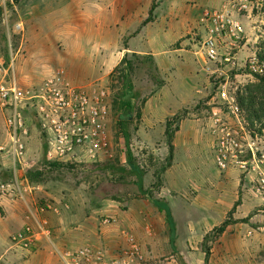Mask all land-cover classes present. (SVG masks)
<instances>
[{"label": "crops", "instance_id": "0c3cea01", "mask_svg": "<svg viewBox=\"0 0 264 264\" xmlns=\"http://www.w3.org/2000/svg\"><path fill=\"white\" fill-rule=\"evenodd\" d=\"M224 1L164 0L159 4L156 16H152L158 5L152 0H0V7H4V11L0 12L4 17L0 16V19L6 21L9 32L5 47L17 50L11 63L17 67L13 77L18 83L44 79L56 65L65 71L67 78L69 69L74 68L76 73L72 82L78 85L99 82V79H91L97 77L101 64L105 68L110 66L114 32L117 35L120 33V36L127 35L124 46H121L122 52L134 51L152 56L162 78V85L145 106L146 109L149 105L153 108V120L144 119L146 128L163 142L167 139L166 129L174 128L170 140L176 149L179 145L187 147L199 141L203 134L201 130H206L209 123L205 116L215 108L207 110L191 106L200 97L209 95L212 78L221 71L214 67L218 64L208 62L204 53L199 51V40L205 31V23L200 21L203 11L218 7ZM234 17L242 24L244 34L232 51L236 59L243 60L253 54L249 36L256 28L254 10L248 7L244 12L234 13ZM240 17H245L248 23L241 22ZM10 24L14 26L12 30ZM114 26H123V30L114 31ZM12 31L13 40L10 38ZM55 49H61L56 61L55 53L50 52ZM101 49L103 53L97 58V51ZM44 50H49V54L43 53ZM240 52L247 55L240 58ZM225 67H231V64H225ZM35 84L38 83L32 85ZM180 98H185V101L180 102ZM182 109L186 112L181 116L178 127H173L166 116ZM3 130L0 119V131ZM240 176L236 171H226L215 191L201 192V202L206 208L200 209L198 223L203 231H198L197 227L192 233L197 237L190 235L189 239L202 242L203 236L230 214L238 220L229 223L215 237L210 248V264H264V210L255 215L251 213L253 203H260L263 198L251 197V187L242 185ZM47 195H52V192L43 189L40 184L28 193L0 191V264H61L58 249H76L85 243L107 247V257L111 260L128 247L121 229L130 228L135 235L141 236L142 230L146 229L142 223L150 215L147 203L126 209L117 204L110 207L111 213L116 216L115 221L110 226H104L96 218V213L97 210L107 212L105 204L95 205L93 209L96 210L88 212L87 208L93 206H87L85 201L78 202L73 197L72 201H60L67 202L69 210L55 214L45 208L49 204L47 202H52ZM164 195H169V192ZM44 218L52 228L53 244L44 236L30 248L11 241L12 234L26 224L37 229ZM193 224L190 223V232L194 230Z\"/></svg>", "mask_w": 264, "mask_h": 264}, {"label": "rangeland", "instance_id": "374dc122", "mask_svg": "<svg viewBox=\"0 0 264 264\" xmlns=\"http://www.w3.org/2000/svg\"><path fill=\"white\" fill-rule=\"evenodd\" d=\"M163 1L152 0L154 4L155 2L158 4L154 8L152 16H156L158 6ZM251 6L254 10L253 20L256 28L249 37H251L250 42L253 53L258 55L262 53L264 48V0H251ZM2 11H4L3 6L0 7V12ZM0 16L2 17L3 13ZM240 21L248 23L245 17H240ZM13 27L10 24L11 30ZM113 28L114 31L123 30V26L118 28L114 26ZM15 34L17 33L15 32ZM11 35H13V31L10 34V38H12ZM8 36L7 23L0 19V63L5 67H9L12 64V57L14 52L17 51L5 47ZM126 36H120V33L117 35L114 32L113 48L110 50V66L105 68L101 64L99 74L95 79H91V81L99 79V82L96 83L105 85L110 93V116L107 127L113 142L114 158L110 161L101 162H76L73 163L75 164L74 167H67L66 169H44V172L48 173L45 175V180L37 182H39L40 186H43V189L45 188L52 192V195H47L51 197L49 200L52 202L61 203L60 201H68L67 199L72 201L74 200L73 197H76L78 202L85 201L87 206L89 204L93 206L87 208L88 212L96 210L93 209L96 208L95 205L105 204L104 210L107 212L101 213L100 210H97L96 213V218L100 223H102L101 221L104 217H116L110 211L111 206L118 204V206L121 205L122 208L125 207L126 209L128 206L138 207L137 205L139 204L147 203L150 215L142 223V227H146L145 231L142 230V235H135L130 228L121 229L124 239H126L124 232L131 234L135 238L139 244V253L126 262L121 261L115 264H180L178 256H181L187 264H203L202 242L199 239H189L190 235L197 237L192 234L197 227L198 231H203L202 226L198 223L201 219L200 209L206 208L201 202L202 190L215 191L216 186L223 181L222 175L226 171H236L241 174L242 185L251 187V197L258 196L257 198H263L260 203L256 201L253 203L252 215L259 214L264 210V182L261 180V177L264 176V128L260 124L251 127L249 113L241 107L237 98L238 93H244V86L255 82L256 77L240 67L232 69V67H225V65L214 66L222 69L221 75L218 77V73H215L217 77H211L209 95L200 97L191 107L207 110L216 107L217 109L215 110L218 115H214L213 111L215 110L210 111L208 115H206L207 112H200L201 114L205 113L206 118H204L207 119L208 117L209 123L205 128L206 130H201V134H203L200 135L199 141L187 147L179 145L176 149H174L172 144L171 162L170 165H165L168 152V133L172 132V135H174L175 129H168L167 139L163 142L158 137H155L153 131L147 129L144 123L146 118L148 121L153 120L152 105H149L150 107L147 109L145 106L148 105L147 102L152 100V95L160 87L158 84L162 78L154 68V60L153 64H150L145 59L148 55L134 51L129 53L122 52L121 46H124ZM118 41L119 45L117 46ZM60 50L50 51L55 53L54 61L60 57ZM43 53L48 55L49 50H44ZM101 53H103L102 49L97 51V58L101 56ZM124 54L127 55L128 60H133L135 65V69L130 74L121 73L116 69L119 67L123 56H125ZM245 55H247L246 52H240L238 57L241 58ZM57 66H55L54 70L60 69ZM15 70H17V67L13 63L10 68L12 76L16 73H14ZM69 71L70 75H68V78L73 81L76 73L75 69L71 68ZM111 74H114L112 78H110ZM120 75L128 76V80L123 82ZM42 79L31 80L26 83L20 81V84L29 86L34 83H40ZM87 81L75 82L84 83ZM221 82L226 85L229 93L235 97L239 108L236 114L231 113L227 104H222L217 98L216 94L220 89L219 85ZM179 101L184 102L185 98H180ZM127 102L131 106L130 111L125 109ZM148 109L149 111H146ZM184 110L186 109H182L174 115L166 116L167 120L170 119L173 127H176L178 123L180 124L179 120L186 112ZM1 113L0 119L4 130L3 132L0 131V146L3 147V150L0 151V178L5 182H12L14 177L11 153H8L9 137L4 116ZM122 115H130V118H121ZM214 119H218L222 125L227 127L230 137L238 143V148L242 151L239 158L234 160L231 167L226 170L219 169L215 162L216 145L214 139H216L217 135L211 131L213 130ZM122 120H128L129 122H120ZM198 130L196 128L199 133L200 131ZM29 133L25 139V144L27 154L32 158L31 168H33L38 162L46 160V145L37 128L32 127ZM233 148H236V146L230 147V150ZM242 160L247 161L248 170L239 169L237 161ZM48 167L46 166V168ZM17 168V180L20 184H24L25 173L28 169L20 166ZM156 171H159V176L157 177L155 176ZM230 180L233 182L232 178ZM159 182L161 184L159 190L156 191L155 187ZM143 188H148V193L144 196L142 195L143 192H141ZM168 192L169 195H164V193ZM159 198L162 200L161 204L169 208L170 222H168L165 212L159 211L157 203ZM212 222L213 220L210 221V225ZM190 223H195V225L193 224L194 230L192 232L189 229ZM170 224L174 229V247L178 253L173 250L169 242L168 230ZM210 225H207V227ZM208 233L210 237L205 244L211 248L215 237L218 235H212L211 230ZM49 243L53 244V240L49 241ZM127 244L128 247L120 251L116 257H126L124 253L129 248V243L127 242ZM84 245H91L104 252L107 249V247H100L91 243H85L80 246ZM107 261L112 264L111 260Z\"/></svg>", "mask_w": 264, "mask_h": 264}, {"label": "built area", "instance_id": "2783aa9c", "mask_svg": "<svg viewBox=\"0 0 264 264\" xmlns=\"http://www.w3.org/2000/svg\"><path fill=\"white\" fill-rule=\"evenodd\" d=\"M251 6V0H225L218 7L205 9L200 21L205 23V31L199 40V51L207 61L213 64H231L232 69L240 67L254 76L264 73V59L253 53L243 60L236 59L232 51L235 43L244 34L242 24L234 17ZM0 63V111L9 137L8 153H11L13 181L5 182L0 178L1 192L28 193L37 187L36 182L25 179L24 184L17 180L18 166L28 169L32 158L27 154L25 139L32 127L37 128L46 145V159L63 162H101L114 158L113 142L107 123L110 116V93L103 84L90 83L78 85L66 77L63 69H55L35 85L24 86L10 74V68ZM217 69H220L217 67ZM217 72V71H216ZM222 69L218 72L221 75ZM217 77V76H216ZM220 83L217 98L227 104L231 113L239 111L233 94L225 84ZM217 109L216 107L214 110ZM214 115L218 112L213 111ZM212 133H216L215 162L219 169L231 167L239 158L241 150L238 143L230 137L227 127L214 119ZM236 146L230 150V147ZM3 147L0 146V151ZM239 169L248 170L246 160L237 161ZM264 182V176L261 177ZM47 210L59 214L69 210L70 205L49 202ZM115 221L112 217L102 218L103 225ZM52 228L47 219H42L37 229L26 224L11 236V241L23 248L37 245L41 236L52 241ZM129 243L125 258H113L111 263L127 261L139 253V244L135 238L124 232ZM61 264H105L107 252L91 245L76 249H58Z\"/></svg>", "mask_w": 264, "mask_h": 264}, {"label": "trees", "instance_id": "16d2710c", "mask_svg": "<svg viewBox=\"0 0 264 264\" xmlns=\"http://www.w3.org/2000/svg\"><path fill=\"white\" fill-rule=\"evenodd\" d=\"M264 46V45H263ZM6 49V48H5ZM6 52V50H5ZM258 56L260 58H264V48L262 50L261 54H258ZM145 59L150 63L153 64V59L150 55L146 56ZM156 69V67H154ZM117 71L121 72V73H126V74H130L131 72H133V70L135 69V65L133 64V60H128L127 59V55H125L121 62L119 67L116 68ZM115 69V70H116ZM157 71V70H156ZM114 73V71H113ZM114 74H111L110 78L113 77ZM120 77L122 78V81L125 82L126 80H128V76L124 77L122 75H120ZM256 77V81L253 83H250V85H246L244 86V93L237 94V98L239 100V103L241 105L242 108H244L250 116V124L251 127H253L254 125L260 124L262 125V127L264 128V73L259 75V76H255ZM162 85V80L159 81L158 86ZM128 111L131 110V106L128 104H126V108ZM124 115L121 116V118ZM120 122H129L128 120H122ZM170 125L168 124L167 127H169ZM169 128L166 129V131H168ZM173 137L172 132L168 133V152H167V156H166V164L165 165H170L171 162V158H172V151H173V145L171 144V138ZM46 166H49L48 168H46ZM74 167L75 164L71 163V162H59V161H50V160H45L43 162H38L36 166H34L33 168H28V171L25 173V178L31 182L34 181L39 185V182L37 181H44L45 179V175H47V172H44V169L47 170H52V168H62V169H66L67 167ZM164 167V166H163ZM30 169V170H29ZM155 176H159V171L155 172ZM161 182H159L156 187L155 190L158 191L159 187H160ZM154 185V186H155ZM142 195L144 196L146 193H148V188H143V190H141ZM161 199H157V203L159 205V211L165 212L166 216H167V220L168 222H170V218H169V208L166 206H163V204H161ZM49 203V202H47ZM47 205H45L46 208ZM122 209H125V207H123ZM238 220L233 219V217L231 216V214L228 216V218H226L224 221H222L221 224L213 227L211 229V234L214 235H219L220 233H222L225 228L227 227V225L229 223H234ZM174 229L170 224L169 230H168V236H169V242L170 245L172 246L173 250H176L174 247ZM210 233V232H209ZM209 233H206L203 237L202 240V247H203V252H204V258H203V264H210L209 262V258H210V247L207 246L205 244V242L209 239L210 235ZM178 260L180 262V264H187L186 261L183 260V258L181 256H178Z\"/></svg>", "mask_w": 264, "mask_h": 264}, {"label": "water", "instance_id": "95a60500", "mask_svg": "<svg viewBox=\"0 0 264 264\" xmlns=\"http://www.w3.org/2000/svg\"><path fill=\"white\" fill-rule=\"evenodd\" d=\"M122 118L129 119L130 115L123 116Z\"/></svg>", "mask_w": 264, "mask_h": 264}]
</instances>
